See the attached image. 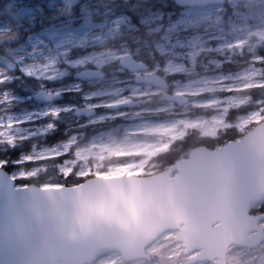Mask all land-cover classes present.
<instances>
[{
	"label": "snow or ice",
	"instance_id": "snow-or-ice-1",
	"mask_svg": "<svg viewBox=\"0 0 264 264\" xmlns=\"http://www.w3.org/2000/svg\"><path fill=\"white\" fill-rule=\"evenodd\" d=\"M25 2L34 9L33 21L20 29L18 37L0 45V52L9 50L7 58L0 56V198L11 202L24 192L38 201L45 194L55 198L52 196L55 191L61 201L74 200L95 212L112 204L116 197L119 203L137 197H158L163 185L171 188L173 181L179 183L190 178L191 168L201 156L197 150L188 154L189 170H175L169 178L144 179L148 172L139 162L122 163L111 170L114 174L110 177L103 169L94 171L87 166L91 154L97 150L104 153L100 160L109 155L113 158L147 155L130 142L127 126L121 130L117 125V121L127 125L134 102L146 98V84L164 93L171 89L174 103L176 97L197 98L193 103L181 102L180 111L172 113L176 119L150 122L148 133L179 145L195 140L194 149L209 148L208 155L225 162L242 163L254 150L264 159V81L254 85L261 94L249 101H234L238 90L231 87L222 88L221 94L214 96L204 91L183 90L191 85L189 77L196 67L195 53L189 44L192 31L202 18L211 24L212 17H216L218 24L217 13L223 0L204 3L187 0L182 5L188 17L186 22L178 19L181 13L176 10L175 0H155L147 7L129 5L126 0L117 3L118 18L113 23L125 27L112 51H97V45L86 38V26L77 18L80 5L74 0H64L71 9L67 13L65 8L59 9L65 16L54 14L55 0ZM202 9L207 10V17L201 16ZM157 19L164 28L153 29ZM176 29L179 31L175 43H168L170 37L161 33ZM154 32L161 34L155 45L158 53L147 65L138 64L137 59L142 58H133L134 45L152 37ZM115 35L110 31L108 38L115 39ZM217 36L218 42L225 39L222 27L218 28ZM119 53L127 54L119 57L124 63L114 62L110 67L109 57L114 60ZM255 63L264 71V55ZM5 67L11 74L4 71ZM138 69L143 70V75ZM113 75L118 77L120 87L111 90L93 87V81L102 84ZM37 88L41 89L38 96L54 103L44 109L33 106L21 117L14 109L18 102L34 101L32 94ZM240 91L247 92L249 88ZM84 113L86 118L74 121L77 130L68 132L66 119L83 117ZM110 124L117 126L110 128ZM89 133L93 134L90 142L81 146L80 136ZM41 138L45 141L43 145L38 142ZM41 177L49 178L41 180ZM33 180H40L36 188L31 187ZM174 243V248L168 244L155 248V255L150 254L149 260L154 259L156 264H205L211 252L219 247V240L208 235L204 227L195 230L187 227L178 232ZM21 244L14 230L0 227V264H26L20 259ZM145 247L142 241L141 249ZM226 250L232 255L227 260L217 257L219 264H264V202L241 225L238 238Z\"/></svg>",
	"mask_w": 264,
	"mask_h": 264
},
{
	"label": "water",
	"instance_id": "water-1",
	"mask_svg": "<svg viewBox=\"0 0 264 264\" xmlns=\"http://www.w3.org/2000/svg\"><path fill=\"white\" fill-rule=\"evenodd\" d=\"M175 3L184 8L187 0ZM40 91L33 95L36 103L54 102L38 96ZM175 100L178 105L187 102L185 97ZM193 150L201 156L191 168L190 178L173 181L171 188L163 185L158 197H137L126 203H119L116 197L112 204L91 212L74 200L61 201L55 191V198L45 194L38 201L21 192L11 202L0 198V227L14 230L21 238L20 259L26 264H91L111 253H118L126 263L138 262L148 259V246L161 235L170 231L178 234L189 226L194 230L204 227L208 235L219 240V247L206 262L219 264L217 257L227 260L226 249L238 238L241 225L264 202V159L258 150L242 163L215 159L208 155L211 149L203 146L189 153ZM188 154L144 179L169 178L175 170L188 171ZM142 241L146 244L143 250Z\"/></svg>",
	"mask_w": 264,
	"mask_h": 264
},
{
	"label": "rangeland",
	"instance_id": "rangeland-1",
	"mask_svg": "<svg viewBox=\"0 0 264 264\" xmlns=\"http://www.w3.org/2000/svg\"><path fill=\"white\" fill-rule=\"evenodd\" d=\"M74 3H79L80 5V24L86 26V38L90 43H95L97 45V51H112L115 49V46L119 41L120 34L123 32L125 26L113 23V21L118 17L107 2L74 0ZM55 4L56 7L58 5H62L64 8H68V6L64 3V0H55ZM219 7L221 10L217 13V16L219 17L218 24L216 17H212L213 22L211 24H209L208 19L202 18L192 31V38L189 41V44L191 45V51L195 53L194 62L196 67L192 69V75L189 77L192 81L191 85L183 90L186 92L204 91L208 92L209 96H214L221 94L222 88L231 87L238 90L235 94L234 101H249L251 96L240 93V90L245 88H249V90L254 89L256 88L254 85L258 82L264 81V71H262V66L255 63V61H258L261 57L259 53L261 51L264 52V0H226L225 4H221ZM178 12L181 13L178 19L186 22L188 19L186 9L181 8ZM34 15V9L30 6V4L26 3L25 0H6L3 9L0 10V33L9 32L11 30L13 31V28L18 29L25 27L28 23L33 21ZM207 15V10L202 9L201 16L207 17ZM152 27L153 29L157 27L164 28V24L157 19L154 21ZM219 27L223 28V33L226 34V37L224 40L218 42L217 33ZM110 31L116 34L115 39L108 38V33ZM178 31L179 29H176L171 33L161 34L168 35L170 37L168 43H175V37ZM161 34L157 35L159 36ZM100 36H103L104 39L96 38ZM158 36L156 38L152 37L153 39L151 40V43L146 41L143 46L134 47V49L137 51L143 49L148 57H155L158 53V49L155 48V45L159 42ZM107 44L108 46H106ZM169 52H171V49H169ZM8 55L9 52L3 57L7 58ZM125 55L127 54L119 53L114 60L112 57H109L110 64L114 62L120 63L121 59L119 57ZM143 62L145 63L144 65H147V62ZM4 71H8L9 74H11V71L6 67L4 68ZM112 79L113 78H108L103 82H109ZM224 81H226V83H222ZM104 88L111 90L118 87L104 86ZM38 90L40 89L37 88L32 95H34ZM156 92L158 95H161L165 101H168L169 96H172L170 90L168 93L158 90H156ZM145 94L149 97L154 95L151 91H147ZM189 97L190 96L185 97L187 102L190 101L189 103H193L197 99L196 97L191 96L192 98L189 100ZM137 103L140 104L142 101L137 100ZM51 104L52 103L38 104L35 101H29L28 103L18 102V107L14 109V111L19 112L21 117H23L24 113L30 111L33 106L44 109ZM172 105L177 106L178 104L173 102ZM155 112H157L156 108L154 109L150 106L141 107L139 112H130L127 125H125V122L123 121H117V125L121 128V130L127 126L129 132L142 126L149 128L151 126L150 122L155 120L141 118L134 119L133 116L141 113L152 114ZM81 118H86V115H83V117L74 116L71 119H68L71 123H66V126L71 127V129H76L74 121ZM171 120L174 119H165V121ZM117 125H114V127ZM28 127H31V125ZM91 138L92 136L86 141V139H84V135H81L80 142L81 139L86 141L85 143H80L81 146L87 145ZM38 142L41 145L45 143L42 138ZM130 142L137 143V148L143 149L144 146H146L147 149L145 151L147 152V156L115 162L112 161L114 158L110 155L107 159L100 160L99 156L104 155V153L102 150H97L95 153L91 154L92 159L88 162L87 166L92 167L94 171L103 169L108 173V175H113L114 173H112L111 170L119 168L122 163L129 162L135 164L139 162L141 167H146L148 174H151L161 171L167 167L164 163L158 162L157 159L171 151L172 147L176 144L172 141L162 142L161 145H165L164 148L154 152V147L157 146V144H160V142H156L145 137L132 138L130 139ZM168 144H171L172 146L167 147ZM131 150L132 149H129V151ZM189 150L184 152V157H186L191 151ZM175 152L177 154V150ZM160 167L162 168L159 169ZM175 237L176 234L174 232L164 235L158 242L148 248L149 255H155V248L162 244H168L170 247L174 248ZM165 251H168V249H165ZM231 255L232 253L228 252L227 259ZM91 264H156V261L154 259L150 261L148 258L138 262L126 263L121 261L116 253H111L101 259L93 261ZM205 264L216 263L205 262Z\"/></svg>",
	"mask_w": 264,
	"mask_h": 264
},
{
	"label": "trees",
	"instance_id": "trees-1",
	"mask_svg": "<svg viewBox=\"0 0 264 264\" xmlns=\"http://www.w3.org/2000/svg\"><path fill=\"white\" fill-rule=\"evenodd\" d=\"M83 1H88V0H83ZM98 1H102V2H107V4L111 7V9L117 14V10L115 8V5L117 3H124L125 0H90V2H98ZM5 2L6 0H3V3L2 5H0V10L3 9L4 5H5ZM126 2L129 4V5H143V6H149L151 5L152 3L155 2V0H126ZM169 2H171V0H169ZM74 7V6H73ZM60 8H64L62 5H58L56 8H55V11H54V14L57 15V16H65L66 13L68 11H71V9L69 8H65L66 9V13H61L59 11ZM177 11L180 10L179 7H177L176 9ZM81 17V13H80V10H78V19ZM23 28V27H22ZM20 29L21 28H13V31H9V32H5V33H0V45L4 44L5 41H8L10 38L12 37H18V34L20 32ZM158 35L157 34H153L152 37L153 38H156ZM152 37L148 38V37H145L143 39V42H139L137 43L136 45H134V47H141L144 45V42L146 41H149L150 43L152 42L151 40L153 39ZM147 39V40H146ZM156 40V39H155ZM139 51H142V53H146L145 51H143V49H140ZM9 52V50L7 48L4 49L3 52H0V56H4L6 55L7 53ZM261 56L264 55V52H260L259 53ZM227 66V65H226ZM241 68V67H240ZM237 69V68H236ZM239 70V69H237ZM243 94L245 95H249V96H259L261 93H260V90L258 88H254V89H250L249 91L245 92L243 91L242 92ZM66 123L67 124H70L71 122L68 121V119H66ZM108 127H114V125H108ZM68 129V132H73V131H76L77 129H71V127H67ZM93 134L92 133H89L87 136H84V139H87L90 138ZM83 139V140H84ZM81 140V144L82 143H85L86 141H83ZM196 142L195 140H192V141H189L188 144H185V145H179V144H175L173 147H172V150L169 151L168 153L160 156L157 161L158 162H161V163H164L165 166H169V165H172L173 163H175V161L183 158L184 156V152L187 151V150H191L193 147L192 145H194ZM177 150V154H176V151ZM189 150V151H190ZM186 156V155H185ZM53 174L50 172L49 173V177H51ZM49 177H41L40 179L41 180H45V179H48ZM53 183H55V180L52 181ZM72 183H75V181H71ZM40 183V180H33L32 181V184H36L38 185Z\"/></svg>",
	"mask_w": 264,
	"mask_h": 264
},
{
	"label": "bare ground",
	"instance_id": "bare-ground-1",
	"mask_svg": "<svg viewBox=\"0 0 264 264\" xmlns=\"http://www.w3.org/2000/svg\"><path fill=\"white\" fill-rule=\"evenodd\" d=\"M106 46H108V44ZM134 56H137V57H141L142 56L143 58H145V60H148V61H150V60H152V59L155 58V57L150 58L145 53L143 54L142 51H137V50L135 51V55ZM111 64H109L110 67H111ZM140 73H143V71L140 72ZM110 78H113V79L111 81H109V82H103L102 84H101V82L93 81L92 82L93 87L94 88H100L101 86H103V87L104 86L105 87H107V86H110V87H120V85L118 83V77H116L115 75H113ZM144 91L145 92H147V91L150 92L151 91L152 93L157 94L156 89H154L150 84H146L145 85ZM240 93H242V91H240ZM145 95H146V98H147L148 95L147 94H145ZM191 98L192 97L190 96L189 97V100ZM140 99H145V98L142 97ZM189 102L190 101H188L187 103H189ZM172 103L173 102H171V101H165V100L163 102H160L158 108H156L157 109V115L158 116H161V117H164L165 119L166 118L176 119V117H174L172 115V113L173 112H179L180 111V105L174 106V105H172ZM141 106H142V104H135V106L130 109V112H137V109H139V111H140ZM142 115H143L142 113L141 114H138V115H134L133 118L134 119H140L142 117ZM146 129H147L146 127H143L142 126V127H139V128H136V129L132 130L131 132H129L130 139L136 138V137H145V138H148L150 140H153V141H156V142H160V144H157V146L154 147V152L159 151V150H162L165 145L162 146L161 143L162 142H166L168 140L165 137H161V136H158V135H152V134L148 133L146 131ZM132 144H134L135 146H138V144L135 143V142L132 143ZM143 149L146 150L147 147L144 146ZM145 156H147V155H145ZM142 157H144V156H142ZM131 158H137V156L114 158V159H112V161L118 162V161H124V160L131 159Z\"/></svg>",
	"mask_w": 264,
	"mask_h": 264
},
{
	"label": "flooded vegetation",
	"instance_id": "flooded-vegetation-1",
	"mask_svg": "<svg viewBox=\"0 0 264 264\" xmlns=\"http://www.w3.org/2000/svg\"><path fill=\"white\" fill-rule=\"evenodd\" d=\"M136 58H137V56H134V59H136ZM141 58H142V60L141 59H137V63H142L144 65L145 63L143 61L148 62V60H145V58H143V57H141ZM141 75H143V73H141ZM170 91H171V94H172V90L171 89H170ZM153 94L154 95L151 96V97L148 96L145 99H138V101L139 100L142 101V103H140V104H142L141 107L150 106V107H153L154 109L158 108L159 103L163 102L164 99H163V97H161V95H158V94H155V93H153ZM135 102H137V100ZM141 119L164 120L165 118L161 117V116H158L157 112H155V113H152V114H149V113L143 114ZM161 168L162 167H160L159 169H161Z\"/></svg>",
	"mask_w": 264,
	"mask_h": 264
},
{
	"label": "built area",
	"instance_id": "built-area-1",
	"mask_svg": "<svg viewBox=\"0 0 264 264\" xmlns=\"http://www.w3.org/2000/svg\"><path fill=\"white\" fill-rule=\"evenodd\" d=\"M161 238H162V237H161ZM161 238H160V239H161ZM160 239H159V240H160ZM159 240H158V241H159ZM158 241H157V242H158ZM154 244H155V243H154ZM154 244H153V245H154ZM153 245H152V246H153Z\"/></svg>",
	"mask_w": 264,
	"mask_h": 264
}]
</instances>
